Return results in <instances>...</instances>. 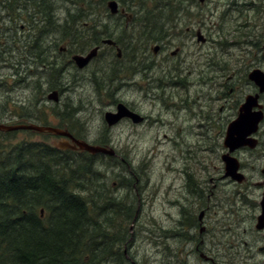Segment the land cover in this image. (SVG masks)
Returning a JSON list of instances; mask_svg holds the SVG:
<instances>
[{
	"label": "rangeland",
	"instance_id": "rangeland-1",
	"mask_svg": "<svg viewBox=\"0 0 264 264\" xmlns=\"http://www.w3.org/2000/svg\"><path fill=\"white\" fill-rule=\"evenodd\" d=\"M55 1L59 15L55 22L64 23L67 11L72 12L74 25H85L75 28L85 35L78 44L66 45V52L57 58L59 62L66 59L61 90L48 89L44 80L40 93L28 91L30 80L38 75L45 79L43 68L31 67L34 59L29 51L33 49L27 48L36 28L28 29L19 11L4 10L0 3V27L7 22L1 28L5 33L0 34V43L10 37L0 44V121L58 125L54 118L61 122L62 117L74 116L83 125L76 128L79 138L113 148L114 158L103 154L88 157V152L79 150L68 156L85 163L90 158L100 172L92 176L91 192L114 195L121 207L132 208L131 218L106 220L102 231L105 237L120 230L128 232L120 248L123 251L125 246V254L136 264H203L202 252L188 242L187 231L179 229L178 233L176 219L182 204L194 228V219L204 210L202 251L214 256L218 264H249L247 253L252 255V264H264V229L255 228L263 192L258 182L264 180V118L255 133L258 146L232 153L245 176L241 183L224 176V130H218L234 118L245 95L257 91L247 74L255 68L264 70V0H182L179 5L175 2L180 0H116L117 8L139 15L129 25L123 14L111 12L107 0H91L88 5ZM174 7L185 9L175 11ZM148 18L154 32H162V22L169 19L163 39L135 35ZM38 22L44 32L34 44L43 50L50 45L59 49L64 43L50 41L45 32L52 30L40 19ZM198 30L205 36L204 42L196 40ZM97 32L117 47L100 46L96 39L99 50L88 65L78 69L68 64L71 54L86 52L82 46L87 35ZM161 39L174 46L183 44L179 54L169 55L175 51L173 46L153 54L151 48ZM182 58L185 64L176 71L174 65ZM150 63L151 67H145ZM52 90L59 91V101L47 98ZM118 102L147 115V122L137 125L125 119L108 127L104 112L113 111ZM260 102L264 106V92ZM22 104L28 116L15 113L14 106ZM7 111L17 116L5 114ZM37 117L56 123L40 122ZM9 133L0 132V150H9L4 146L20 139L51 144L49 135L36 131ZM187 220L182 223L189 226ZM133 263L127 260L125 264Z\"/></svg>",
	"mask_w": 264,
	"mask_h": 264
},
{
	"label": "trees",
	"instance_id": "trees-1",
	"mask_svg": "<svg viewBox=\"0 0 264 264\" xmlns=\"http://www.w3.org/2000/svg\"><path fill=\"white\" fill-rule=\"evenodd\" d=\"M76 1L88 5L91 0ZM180 2L182 0L175 3L179 5ZM0 3L4 10L8 7L11 11H19L27 20L28 29L36 28L35 33L32 31L33 43L27 48L33 49L29 51L34 59L31 67L43 68L45 79L41 75L33 78L30 80L31 89L27 90L42 92L44 80L48 89L61 90L60 80L66 59L62 62L57 60L64 53L55 50L54 45L43 50L40 45L34 44L44 32L39 30L38 19L52 30L51 35L45 32L50 41L69 45L73 42L78 44L85 35V32L75 28L79 25H74L75 15L67 11L65 22L57 24L55 19L59 15L55 0H0ZM174 8L175 11L180 9ZM184 9L181 7L180 10ZM6 23L4 21L1 25L0 34L5 33L1 28ZM27 25L24 24L25 28ZM102 35V32L95 33V36L92 33L87 35L88 39H84L82 47L86 49L96 39L100 42ZM9 38L6 36L1 43L9 42ZM25 108L23 104L15 105L14 111L17 115L28 116ZM15 113L7 111L5 114L17 116ZM227 123L218 128L220 133ZM13 143L4 146L9 150H0V264H125L128 259L120 247L128 232L120 230L105 237L102 230L106 220L117 216L131 218L133 210L129 206L121 207L114 195H95L91 192L89 184L92 176L100 174L91 159L87 163L82 162L68 156L70 150H56L51 144L43 142L20 139ZM0 145L3 146L1 142ZM14 147L15 150H12ZM94 155L99 153H89L88 157ZM104 231L107 232L106 229Z\"/></svg>",
	"mask_w": 264,
	"mask_h": 264
},
{
	"label": "water",
	"instance_id": "water-1",
	"mask_svg": "<svg viewBox=\"0 0 264 264\" xmlns=\"http://www.w3.org/2000/svg\"><path fill=\"white\" fill-rule=\"evenodd\" d=\"M201 2L203 0H200ZM108 5L111 12L117 11V3L114 0L108 1ZM198 40L204 41L202 35L197 33ZM110 43V41L108 40ZM95 50H92L88 56L82 57L76 55L73 59L76 61L78 66H82L87 63V61L94 54ZM264 54V53H263ZM248 78L254 82L258 87V92L255 94H248L245 96L244 102H242L238 107V113L236 117L228 122L225 128V134L223 137V146L227 151L221 155L222 161L224 163V176H229L237 182H242L245 180L244 174L239 171V162L236 157L232 156V152L240 147L247 146L248 148H254L257 145V138L254 133L258 130L259 122L263 119L262 104L258 102L259 93L264 91V71L260 69H253L248 73ZM48 99L58 100L57 92L52 91L47 95ZM127 117L133 123H139L143 120V117L135 112L128 109L123 103H118L116 107V112H106L105 121L108 125H112L119 119ZM17 129H29L36 132H53L61 135H71L65 130H61L55 127H50L46 125H39L36 123L27 124H3L0 123V130H17ZM76 143L79 151H85L90 154H107L113 155L114 150L108 146H102L99 144L88 143L83 140L72 139ZM55 144V143H54ZM59 148L71 147L74 149L73 145H57ZM259 184L264 185V182H259ZM261 212L256 217L255 228L257 230H262L264 228V190L261 195L260 200ZM202 212L199 213L198 219L201 220Z\"/></svg>",
	"mask_w": 264,
	"mask_h": 264
},
{
	"label": "flooded vegetation",
	"instance_id": "flooded-vegetation-1",
	"mask_svg": "<svg viewBox=\"0 0 264 264\" xmlns=\"http://www.w3.org/2000/svg\"><path fill=\"white\" fill-rule=\"evenodd\" d=\"M122 7V6H121ZM124 10L125 11H127L126 10V8L124 7V9H123V11H118V13L119 14H123L124 16H125V12H124ZM129 18H130V16H128ZM134 19V18H133ZM132 19V20H133ZM169 20V19H168ZM168 20H167V22H168ZM149 25H148V23L146 22V21H143V25L141 26V28L139 29V30H137V31H140V33L142 34L141 36L142 37H144V38H147L148 36H149V34H151L152 33V31L149 29V27H148ZM172 29L174 30V27L172 26ZM188 30V29H187ZM174 35V34H173ZM205 38V37H204ZM206 39V38H205ZM205 41V40H204ZM203 41V42H204ZM178 42V41H177ZM158 44V48H157V50L154 52L153 51V49L151 48V50H152V53L153 54H157L161 49H163V50H167V48L169 47V46H173V47H175V51L172 53L171 51L169 52V55L172 57V58H174V57H176L178 54H179V52H180V50H181V46H183V44H180L179 42H178V44L177 45H172V44H170L169 42H165L164 40H162L161 39V41L160 42H158L157 43ZM112 46H115V48L117 47L116 46V43H114V44H112ZM166 46H167V48H166ZM90 49H92L91 47L87 50V51H89ZM117 51L119 52L118 54H117V56H120V50L117 48ZM262 51H264V45L262 46ZM138 52V51H137ZM136 52V53H137ZM197 60H198V58H197ZM68 64H72V58L70 57V59H68L67 61H66ZM183 62H185V59L184 58H182L179 62H177L175 65H174V67H175V70L176 71H180V69H181V67H180V65H184V64H182ZM190 63V62H189ZM152 66V63H150V64H147L145 67H151ZM83 68H84V66H83ZM228 92H231V88H229V90H228ZM8 105H9V103H8ZM129 109H131V110H133V111H135V112H138V111H136L135 109H133V108H131V107H129V105L128 104H125ZM75 106V105H74ZM81 107V106H80ZM79 107H77V109H78ZM116 110V106H115V109L113 110V112ZM138 113H140V112H138ZM141 114V113H140ZM141 116L143 117V120L141 121V122H139V124H137V125H140V124H142V123H144V122H147V120H148V116L146 115H143V114H141ZM23 117V116H22ZM37 118H39L40 120V122H51L50 120H43V118H41V117H37ZM36 119V118H35ZM125 119H128L127 117H124V118H121V119H119L117 122H115L113 125H115V124H117V123H119V122H121L122 120H125ZM54 120H56V121H58L59 123H56V122H54ZM54 120H53V122H51V123H56V124H58V125H50V124H40V125H46V126H50V127H55V128H58V129H61V130H65V131H67L68 133H70V135H71V137L72 138H70L68 135H61V134H57V133H53V132H41L42 134H45V135H49V137L51 138L50 140H51V143L53 144V147L56 149V150H70V151H76V150H80L79 148H78V146L76 145V143L75 142H73V138L74 139H76V140H83L82 138H79L80 137V135H77L76 133V128H77V126L79 125V126H81V128H83V125H82V123L80 122V121H78L77 119H76V117H74V116H72V117H62L60 120H61V122L58 120V118H54ZM129 120V119H128ZM217 120H218V118H216V122H217ZM3 121H7L6 119H4ZM62 124V125H61ZM108 127L110 126V125H107ZM55 143V144H54ZM57 145H61V146H66V145H70V146H72L73 145V147H74V149L73 148H71V147H67V148H64V149H62V148H59ZM263 182H264V180H263ZM185 186H186V184H185ZM262 188H264V185L262 186ZM243 199H244V196L242 197ZM207 199H208V197H207ZM182 208H183V210H181L180 211V213H179V216L177 217V219H176V222H177V229L179 230V229H182L184 232H186L187 231V233H188V242L189 243H194V244H196V249H198V248H200V250H201V252L202 253H200L199 254V256L202 258V263L203 264H218L219 263V261L214 257V256H211V255H209V254H207L206 252H203L202 251V245H203V243H204V240H205V237L202 235L203 234V232L205 231L204 230V228L202 227L203 225H202V223H203V213H204V210L203 209H201L200 211H199V213L200 212H202V219L200 220V219H198V215L196 216V219H194V221H196V228H194L191 224L192 223H190L187 219H186V217H185V215H186V211H185V208H186V206L185 205H183L182 204ZM259 212H261V208H260V211ZM198 213V214H199ZM185 220H187V222H188V224H189V226H187L186 225V222H185V224H183L182 223V221H185ZM179 226L181 227V228H179ZM169 231H171L172 232V235L173 236H176V233H175V230L174 229H170ZM180 231L181 230H179L178 231V233H180ZM126 243V242H125ZM124 243V244H125ZM204 245H205V243H204ZM197 246H198V248H197ZM125 252H126V248H125V246H124V249H123V254H124V256L128 259V261H130L131 263H133V261L135 262V260L134 259H130L129 258V256H127L126 254H125ZM195 253H197V251H194ZM247 256H248V262H250L249 264H252L253 263V260H251L250 259V257L252 256L250 253H247ZM132 257H133V255H132ZM133 264H136V262L135 263H133Z\"/></svg>",
	"mask_w": 264,
	"mask_h": 264
},
{
	"label": "bare ground",
	"instance_id": "bare-ground-1",
	"mask_svg": "<svg viewBox=\"0 0 264 264\" xmlns=\"http://www.w3.org/2000/svg\"><path fill=\"white\" fill-rule=\"evenodd\" d=\"M62 158V157H61Z\"/></svg>",
	"mask_w": 264,
	"mask_h": 264
}]
</instances>
